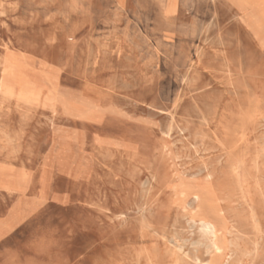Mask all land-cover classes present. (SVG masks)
<instances>
[{
  "label": "rangeland",
  "instance_id": "rangeland-1",
  "mask_svg": "<svg viewBox=\"0 0 264 264\" xmlns=\"http://www.w3.org/2000/svg\"><path fill=\"white\" fill-rule=\"evenodd\" d=\"M250 15L231 0H0V79L9 61L27 94L0 92V264H264Z\"/></svg>",
  "mask_w": 264,
  "mask_h": 264
},
{
  "label": "bare ground",
  "instance_id": "bare-ground-1",
  "mask_svg": "<svg viewBox=\"0 0 264 264\" xmlns=\"http://www.w3.org/2000/svg\"><path fill=\"white\" fill-rule=\"evenodd\" d=\"M231 1L234 4L238 5V9L240 11L246 6L251 7L250 19H252V20L253 19H259L260 20V26L264 27V0H231ZM170 10L171 9L169 8L167 10V13H170ZM17 83H18V71H17V68L13 64H11L9 61H5L4 66H3V70H2V74H1V79H0V92L3 95L5 100L11 99L13 97H16V98H18L19 100H22V101L26 100V98H27L26 92L22 91L21 93H18V94L15 93V87H16ZM254 167H256V166H254ZM4 188H6L8 190H11L9 186H4ZM261 199H263V198H261ZM259 231H260V229H259ZM253 259H254V257H253Z\"/></svg>",
  "mask_w": 264,
  "mask_h": 264
},
{
  "label": "crops",
  "instance_id": "crops-1",
  "mask_svg": "<svg viewBox=\"0 0 264 264\" xmlns=\"http://www.w3.org/2000/svg\"><path fill=\"white\" fill-rule=\"evenodd\" d=\"M251 34H253V32H250Z\"/></svg>",
  "mask_w": 264,
  "mask_h": 264
}]
</instances>
